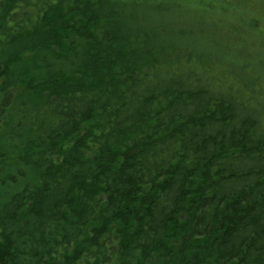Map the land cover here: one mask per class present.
I'll use <instances>...</instances> for the list:
<instances>
[{"label":"trees","instance_id":"16d2710c","mask_svg":"<svg viewBox=\"0 0 264 264\" xmlns=\"http://www.w3.org/2000/svg\"><path fill=\"white\" fill-rule=\"evenodd\" d=\"M175 4L0 0V264H264V83Z\"/></svg>","mask_w":264,"mask_h":264},{"label":"rangeland","instance_id":"374dc122","mask_svg":"<svg viewBox=\"0 0 264 264\" xmlns=\"http://www.w3.org/2000/svg\"><path fill=\"white\" fill-rule=\"evenodd\" d=\"M194 1L176 0L173 11L165 10L169 12L163 15L166 23L178 18L181 25L195 33L192 36L195 46H206L211 51L208 53L223 56L220 64L224 69L232 59L248 62L251 67L248 71L256 79L259 76L257 83L263 84L264 0H201L204 5Z\"/></svg>","mask_w":264,"mask_h":264}]
</instances>
